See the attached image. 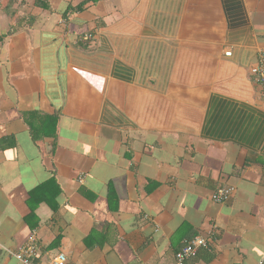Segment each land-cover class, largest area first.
Wrapping results in <instances>:
<instances>
[{
	"label": "crops",
	"instance_id": "0c3cea01",
	"mask_svg": "<svg viewBox=\"0 0 264 264\" xmlns=\"http://www.w3.org/2000/svg\"><path fill=\"white\" fill-rule=\"evenodd\" d=\"M263 50L264 0H0V264L264 263Z\"/></svg>",
	"mask_w": 264,
	"mask_h": 264
},
{
	"label": "built area",
	"instance_id": "2783aa9c",
	"mask_svg": "<svg viewBox=\"0 0 264 264\" xmlns=\"http://www.w3.org/2000/svg\"><path fill=\"white\" fill-rule=\"evenodd\" d=\"M91 40L90 35H84L81 37V41L86 44ZM229 52H225L224 56L228 57ZM249 77L252 79L253 83L260 87L262 94L264 96V50L260 51L256 56V61L253 66L249 68ZM81 182V178H78ZM233 189L229 187H223L215 190L211 196L210 200L216 204L226 203L232 196ZM212 234L208 232L205 236H198L193 238L189 242L185 243L174 255L175 264H183L187 259L193 257L199 248H204L207 246L210 239H212ZM34 234H32L27 242L24 244L23 248L14 257L21 264H33V259L36 257V247L34 245ZM66 258L63 254H57L46 264H64ZM258 264H264L259 262Z\"/></svg>",
	"mask_w": 264,
	"mask_h": 264
},
{
	"label": "trees",
	"instance_id": "16d2710c",
	"mask_svg": "<svg viewBox=\"0 0 264 264\" xmlns=\"http://www.w3.org/2000/svg\"><path fill=\"white\" fill-rule=\"evenodd\" d=\"M214 137H216V135Z\"/></svg>",
	"mask_w": 264,
	"mask_h": 264
}]
</instances>
